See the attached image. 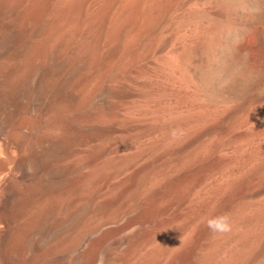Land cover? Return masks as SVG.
<instances>
[{
	"label": "bare ground",
	"instance_id": "obj_1",
	"mask_svg": "<svg viewBox=\"0 0 264 264\" xmlns=\"http://www.w3.org/2000/svg\"><path fill=\"white\" fill-rule=\"evenodd\" d=\"M0 264H264V0H0Z\"/></svg>",
	"mask_w": 264,
	"mask_h": 264
},
{
	"label": "clouds",
	"instance_id": "obj_2",
	"mask_svg": "<svg viewBox=\"0 0 264 264\" xmlns=\"http://www.w3.org/2000/svg\"><path fill=\"white\" fill-rule=\"evenodd\" d=\"M206 227L215 234H227L232 230L231 217L228 213L206 218Z\"/></svg>",
	"mask_w": 264,
	"mask_h": 264
}]
</instances>
